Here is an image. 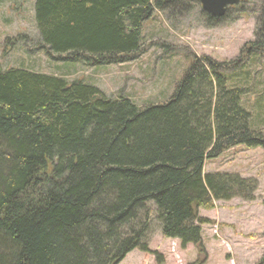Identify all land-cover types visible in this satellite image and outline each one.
<instances>
[{
	"label": "trees",
	"instance_id": "obj_1",
	"mask_svg": "<svg viewBox=\"0 0 264 264\" xmlns=\"http://www.w3.org/2000/svg\"><path fill=\"white\" fill-rule=\"evenodd\" d=\"M179 1L35 0V21L51 57L121 63L144 49L155 12ZM258 4L247 55L262 57ZM206 13L211 22L227 15ZM191 62L168 100L145 106L82 78L0 69V264H119L135 249L156 254L154 220L165 237L205 252V210L252 201L259 186L236 172H206V161L234 146L264 149V133L242 103L250 87L248 75L238 77L243 57ZM231 64L237 76L226 73Z\"/></svg>",
	"mask_w": 264,
	"mask_h": 264
},
{
	"label": "rangeland",
	"instance_id": "obj_2",
	"mask_svg": "<svg viewBox=\"0 0 264 264\" xmlns=\"http://www.w3.org/2000/svg\"><path fill=\"white\" fill-rule=\"evenodd\" d=\"M258 1L246 0L241 7L239 3L220 21L211 22L200 0H180L175 7L157 10L144 24V49L133 59L100 65L65 62L47 55L35 21V0H0V69L25 66L68 79L82 78L108 95L126 94L138 106H145L168 100L195 58L208 55L219 62L233 63L243 57L239 67L246 65L244 70L233 68L235 64L225 66V70L236 76L238 71L240 79L250 77L242 103L252 112L251 126L264 133V56L253 52L247 55L250 42L256 38ZM205 170L256 178V198L218 201L205 210L209 217V241L206 236L203 240L205 252L165 237L154 220L149 241L157 253L135 249L119 264L260 263L264 255V149L234 146L219 158L207 160ZM224 237L226 242H221Z\"/></svg>",
	"mask_w": 264,
	"mask_h": 264
},
{
	"label": "water",
	"instance_id": "obj_3",
	"mask_svg": "<svg viewBox=\"0 0 264 264\" xmlns=\"http://www.w3.org/2000/svg\"><path fill=\"white\" fill-rule=\"evenodd\" d=\"M241 0H200L204 11L215 17H223L229 8L234 7Z\"/></svg>",
	"mask_w": 264,
	"mask_h": 264
},
{
	"label": "crops",
	"instance_id": "obj_4",
	"mask_svg": "<svg viewBox=\"0 0 264 264\" xmlns=\"http://www.w3.org/2000/svg\"><path fill=\"white\" fill-rule=\"evenodd\" d=\"M221 242H226V238L224 237V239H221Z\"/></svg>",
	"mask_w": 264,
	"mask_h": 264
},
{
	"label": "bare ground",
	"instance_id": "obj_5",
	"mask_svg": "<svg viewBox=\"0 0 264 264\" xmlns=\"http://www.w3.org/2000/svg\"><path fill=\"white\" fill-rule=\"evenodd\" d=\"M166 48V47H165ZM17 67H19V66H17ZM13 68V67H12Z\"/></svg>",
	"mask_w": 264,
	"mask_h": 264
}]
</instances>
